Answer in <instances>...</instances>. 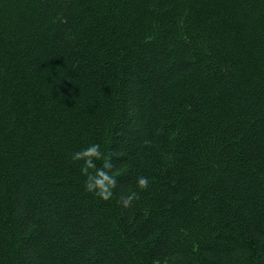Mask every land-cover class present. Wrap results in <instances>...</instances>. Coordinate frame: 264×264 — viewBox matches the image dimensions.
<instances>
[{"label": "trees", "instance_id": "16d2710c", "mask_svg": "<svg viewBox=\"0 0 264 264\" xmlns=\"http://www.w3.org/2000/svg\"><path fill=\"white\" fill-rule=\"evenodd\" d=\"M0 264H264V0H0Z\"/></svg>", "mask_w": 264, "mask_h": 264}, {"label": "clouds", "instance_id": "9594fccd", "mask_svg": "<svg viewBox=\"0 0 264 264\" xmlns=\"http://www.w3.org/2000/svg\"><path fill=\"white\" fill-rule=\"evenodd\" d=\"M102 158L100 145L92 143L80 151L72 153L71 159L73 161H82L80 172L86 177L84 188L86 191L98 196L101 200H108L112 195V189L115 187V179L109 175L105 169L110 168L111 165L107 163V158L104 159L102 167H97L95 161ZM93 171H89V170ZM137 188L142 190L147 187L148 180L140 176L136 180ZM133 197L127 196L123 200V205L128 206Z\"/></svg>", "mask_w": 264, "mask_h": 264}]
</instances>
